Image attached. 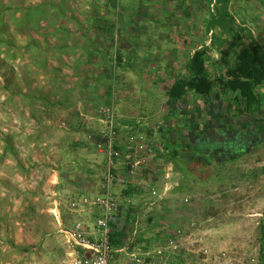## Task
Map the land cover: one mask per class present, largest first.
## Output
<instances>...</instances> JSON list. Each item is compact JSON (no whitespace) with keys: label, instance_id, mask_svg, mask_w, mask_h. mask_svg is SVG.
Here are the masks:
<instances>
[{"label":"rangeland","instance_id":"1","mask_svg":"<svg viewBox=\"0 0 264 264\" xmlns=\"http://www.w3.org/2000/svg\"><path fill=\"white\" fill-rule=\"evenodd\" d=\"M231 10L264 48V0H231ZM209 12L207 0H0V264H74L67 232L93 222L97 210L83 201L97 192L78 193L66 180L70 167L57 181L60 148L86 139L106 164L99 145L109 137L120 153L115 172L125 181L114 192L137 220L126 231L135 252L142 242L151 249L163 226L194 221L233 264H262L264 142L231 160H208L190 131L171 123L184 135L174 167L183 165L186 177L169 183L179 184L180 194L172 187L164 194L165 176H148L152 163L174 161L169 136L160 132L170 88L201 45L228 37L206 33ZM96 26L109 33L101 39ZM222 50L211 46L213 75L235 62L226 45ZM224 105L230 120L254 123L235 117L229 98ZM259 121L264 125V115Z\"/></svg>","mask_w":264,"mask_h":264},{"label":"trees","instance_id":"2","mask_svg":"<svg viewBox=\"0 0 264 264\" xmlns=\"http://www.w3.org/2000/svg\"><path fill=\"white\" fill-rule=\"evenodd\" d=\"M207 1L210 12L206 33L219 29L228 36L225 41L213 36L211 46L217 49L220 55H224L222 47L226 45L234 53L235 62L228 65L223 73L213 75L208 69L211 46L203 44L189 57L185 67L186 75L178 77L168 92L169 114L164 118L163 126L160 128L165 137L169 136L166 148H173L171 155L173 163H176L181 155L175 146L182 140V136L184 137L183 130L178 132V128L175 131L173 124L193 132L197 124L205 126L211 114L215 116L216 112L230 121L222 112L228 98L232 100L236 109L235 117H251L250 119H254V125L264 126L259 121L264 115V48L250 32L245 34L247 30L241 26L231 10V0ZM96 27L100 31L101 39L102 35H105L103 32L109 33V30L102 26ZM122 60L123 55L117 54L116 63L120 65ZM179 118L182 121L179 120L178 123ZM173 131L176 140L173 139ZM125 232L124 229L114 234L112 240L116 247L124 245L127 237ZM261 234L263 239L261 263L264 264V223L261 226Z\"/></svg>","mask_w":264,"mask_h":264},{"label":"built area","instance_id":"3","mask_svg":"<svg viewBox=\"0 0 264 264\" xmlns=\"http://www.w3.org/2000/svg\"><path fill=\"white\" fill-rule=\"evenodd\" d=\"M99 149L108 155L100 189L92 201L88 198L83 201L97 210L95 220L88 225L75 223L67 232L69 243L74 247V264H233L234 257L215 252L212 241L206 238L207 233L194 221L163 226L159 240L151 249L142 242L140 245L144 248L135 252L127 237L123 246L116 247L112 240L114 234L134 229L137 220L134 214L124 211L114 192L115 185L125 181L115 172V159L120 153L113 138L109 137L107 144H100Z\"/></svg>","mask_w":264,"mask_h":264},{"label":"flooded vegetation","instance_id":"4","mask_svg":"<svg viewBox=\"0 0 264 264\" xmlns=\"http://www.w3.org/2000/svg\"><path fill=\"white\" fill-rule=\"evenodd\" d=\"M215 114L205 126L197 124L190 130L188 137L198 153L216 161L231 160L264 142V126L246 120L227 121L219 112Z\"/></svg>","mask_w":264,"mask_h":264},{"label":"crops","instance_id":"5","mask_svg":"<svg viewBox=\"0 0 264 264\" xmlns=\"http://www.w3.org/2000/svg\"><path fill=\"white\" fill-rule=\"evenodd\" d=\"M161 132V130H160ZM86 135V133H85ZM88 141L85 139L83 140V138L81 140L78 141L77 144H71L69 146L63 145L62 148H60L61 153L63 154L64 158L60 163V168L57 169L58 170V174H57V181L59 182H63L64 178H60V172L64 171L65 167H70L71 168V172L69 173V180L68 182H76L77 186V191L78 193H82L87 191V193H93V192H98L97 189L99 186L98 182H99V178H97V173L100 170V168H104L105 165V159L102 156V162L98 161L96 158V156L93 154V149L89 146V144L87 143ZM73 156V158H72ZM67 160V161H65ZM149 164V163H148ZM147 164V165H148ZM151 165H153L152 167L150 166V164L148 166L149 169H152L154 171V174L150 173L148 176L149 177H164L165 176V180L164 178L162 179L163 182L166 181V187L164 190V194L167 195V193H169L171 190V187L173 188V185L171 186L169 183L171 181V177L173 179H176L179 184H181V182L184 181L186 175V171L185 169L181 168L183 167V165H180L179 167L175 168L174 167V163H170L168 165H164L163 163H161V161H157L156 163H152ZM172 166V167H171ZM166 167V168H165ZM139 168H143V166H137L135 169H138V172H140ZM185 168V167H184ZM67 169V168H66ZM130 169V168H129ZM173 169V170H172ZM182 169V170H181ZM158 173V174H157ZM141 174V173H139ZM146 175V174H145ZM163 175V176H162ZM99 177V176H98ZM147 178V176H145ZM152 178V180H153ZM145 178L141 181H144ZM155 182L154 180L152 181V183ZM178 184V188L175 189L173 188V192H177L180 194L181 192V186H179ZM100 185V183H99ZM119 185H116L114 187V190L117 191L118 193V187ZM121 186V185H120ZM68 187V186H67ZM127 193V191H126ZM95 216V213L93 214ZM138 215V214H137ZM94 216H93V222H94Z\"/></svg>","mask_w":264,"mask_h":264}]
</instances>
